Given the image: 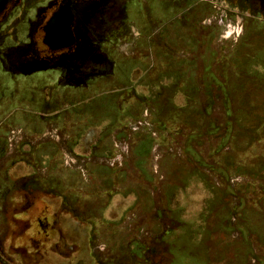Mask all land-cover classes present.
<instances>
[{
    "label": "rangeland",
    "instance_id": "1",
    "mask_svg": "<svg viewBox=\"0 0 264 264\" xmlns=\"http://www.w3.org/2000/svg\"><path fill=\"white\" fill-rule=\"evenodd\" d=\"M54 1L0 0V264H264V0Z\"/></svg>",
    "mask_w": 264,
    "mask_h": 264
},
{
    "label": "flooded vegetation",
    "instance_id": "2",
    "mask_svg": "<svg viewBox=\"0 0 264 264\" xmlns=\"http://www.w3.org/2000/svg\"><path fill=\"white\" fill-rule=\"evenodd\" d=\"M60 0H57V1H54L52 4H53V9L52 11L47 15V17L45 18V23H44V26H43V32L45 31V28H46V25L51 21V19H54V18H57L59 21L53 26V27H50V34L55 38V40L59 43H62L65 41V39L67 38V33L65 31V27H64V4L61 3V1L59 2ZM62 22V23H60ZM57 28H61L64 32L59 36L57 34H55V30ZM48 34V33H47ZM49 48V47H48Z\"/></svg>",
    "mask_w": 264,
    "mask_h": 264
},
{
    "label": "crops",
    "instance_id": "3",
    "mask_svg": "<svg viewBox=\"0 0 264 264\" xmlns=\"http://www.w3.org/2000/svg\"><path fill=\"white\" fill-rule=\"evenodd\" d=\"M60 23H62V22H60ZM63 24V23H62ZM64 25V24H63ZM64 27H65V25H64ZM66 31V30H65Z\"/></svg>",
    "mask_w": 264,
    "mask_h": 264
}]
</instances>
